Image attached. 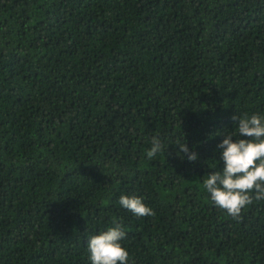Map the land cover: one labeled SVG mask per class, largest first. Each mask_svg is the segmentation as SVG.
<instances>
[{"label": "trees", "instance_id": "obj_1", "mask_svg": "<svg viewBox=\"0 0 264 264\" xmlns=\"http://www.w3.org/2000/svg\"><path fill=\"white\" fill-rule=\"evenodd\" d=\"M234 114L264 117V0H0V264H91L114 221L128 264H264V200L203 185Z\"/></svg>", "mask_w": 264, "mask_h": 264}, {"label": "clouds", "instance_id": "obj_2", "mask_svg": "<svg viewBox=\"0 0 264 264\" xmlns=\"http://www.w3.org/2000/svg\"><path fill=\"white\" fill-rule=\"evenodd\" d=\"M232 120L237 124L236 132L224 134L217 145L222 170L211 172L203 185L215 206L238 219L242 209L254 200H264V117L234 114ZM234 136L239 138L234 139ZM177 145L189 161L198 159L184 140ZM163 148L161 141L153 137L147 157L154 158ZM119 204L136 217L154 215L142 198L136 196L121 195ZM113 223L115 227L89 237L87 249L91 264H128L129 253L120 243L126 234L118 223Z\"/></svg>", "mask_w": 264, "mask_h": 264}]
</instances>
